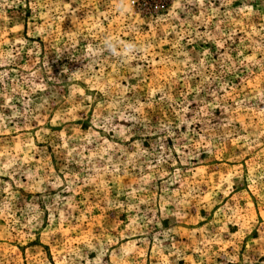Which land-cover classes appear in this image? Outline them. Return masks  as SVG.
I'll return each instance as SVG.
<instances>
[{
	"label": "rangeland",
	"instance_id": "rangeland-1",
	"mask_svg": "<svg viewBox=\"0 0 264 264\" xmlns=\"http://www.w3.org/2000/svg\"><path fill=\"white\" fill-rule=\"evenodd\" d=\"M124 8L0 0V264H264V0Z\"/></svg>",
	"mask_w": 264,
	"mask_h": 264
},
{
	"label": "clouds",
	"instance_id": "clouds-1",
	"mask_svg": "<svg viewBox=\"0 0 264 264\" xmlns=\"http://www.w3.org/2000/svg\"><path fill=\"white\" fill-rule=\"evenodd\" d=\"M124 0H120V11H124ZM119 42H114L111 39H106L104 42L105 48L113 55H120L117 52V46ZM138 46L134 42H128L123 45L122 52L126 55H133L138 51Z\"/></svg>",
	"mask_w": 264,
	"mask_h": 264
}]
</instances>
